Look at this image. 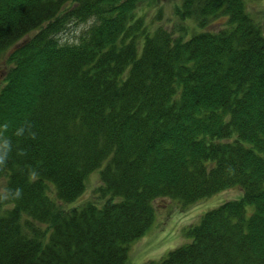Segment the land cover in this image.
I'll list each match as a JSON object with an SVG mask.
<instances>
[{"label":"trees","instance_id":"trees-1","mask_svg":"<svg viewBox=\"0 0 264 264\" xmlns=\"http://www.w3.org/2000/svg\"><path fill=\"white\" fill-rule=\"evenodd\" d=\"M158 1L0 0V264H130L155 200L233 188L146 264H264L261 24L246 0H179L150 30ZM94 171L100 204L73 206Z\"/></svg>","mask_w":264,"mask_h":264},{"label":"rangeland","instance_id":"rangeland-1","mask_svg":"<svg viewBox=\"0 0 264 264\" xmlns=\"http://www.w3.org/2000/svg\"><path fill=\"white\" fill-rule=\"evenodd\" d=\"M179 0H159L156 6L146 9L144 18L148 29L154 30L157 26H164L172 31L179 26L180 22L174 15V6ZM246 8L249 14L260 24L264 32V0H246ZM92 21L76 24L67 23L65 29L60 32L61 43H76L83 32H85ZM213 26L209 30L215 29ZM6 54L1 59H5ZM1 68L0 64V71ZM100 185L99 172L94 171L86 181V189L83 194L73 203L79 207L87 202H96L94 191ZM5 181L0 180V194L2 195ZM242 196L238 189H230L219 192L209 198H205L189 207H183L180 201L168 198L157 199L154 202L155 218L151 227L141 237L129 243L128 260L130 264H146L159 261L169 251L190 242L191 238L186 235L187 228L197 224L199 219L210 210L217 209L228 201L239 200ZM63 207H70L64 205ZM4 207V204L2 205ZM252 207L248 208V211Z\"/></svg>","mask_w":264,"mask_h":264},{"label":"water","instance_id":"water-1","mask_svg":"<svg viewBox=\"0 0 264 264\" xmlns=\"http://www.w3.org/2000/svg\"><path fill=\"white\" fill-rule=\"evenodd\" d=\"M4 74H5V71H0V85H1V82L4 78Z\"/></svg>","mask_w":264,"mask_h":264}]
</instances>
